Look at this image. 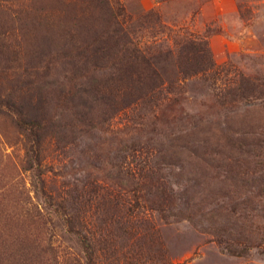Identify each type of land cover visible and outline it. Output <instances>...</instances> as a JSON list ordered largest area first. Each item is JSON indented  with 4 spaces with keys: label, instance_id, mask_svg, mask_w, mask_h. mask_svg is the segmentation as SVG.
<instances>
[{
    "label": "rangeland",
    "instance_id": "374dc122",
    "mask_svg": "<svg viewBox=\"0 0 264 264\" xmlns=\"http://www.w3.org/2000/svg\"><path fill=\"white\" fill-rule=\"evenodd\" d=\"M255 138L264 0H0V264H264Z\"/></svg>",
    "mask_w": 264,
    "mask_h": 264
},
{
    "label": "trees",
    "instance_id": "16d2710c",
    "mask_svg": "<svg viewBox=\"0 0 264 264\" xmlns=\"http://www.w3.org/2000/svg\"><path fill=\"white\" fill-rule=\"evenodd\" d=\"M128 37V36H127ZM124 46L125 47H127V48H131L132 47V43L130 42V41H128V39H126L125 41H124ZM261 86L262 85H259V84H255V85H253V84H251V86L249 87V88H246V91L249 93V94H251V96L253 95H259V96H262V92L259 90V89H261ZM243 92V90L241 91V93ZM242 98L241 99H243L244 97H247V95H245V93L244 94H242ZM248 96H250V95H248ZM259 105H261V104H259ZM257 140V138H255L254 139V141L253 142H249L250 144H253V148H261V147H259L258 145H260V143L259 142H255ZM261 144L264 146V141L263 142H261ZM261 149H263V151H264V148H261ZM0 235H4V234H0ZM0 238H3L2 236H0ZM49 250H52V249H50L49 248ZM51 253H52V251H50Z\"/></svg>",
    "mask_w": 264,
    "mask_h": 264
}]
</instances>
